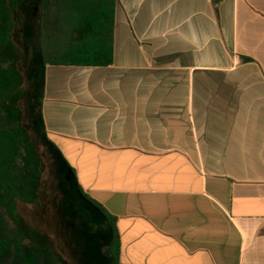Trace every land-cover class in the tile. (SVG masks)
Here are the masks:
<instances>
[{"label": "crops", "instance_id": "0c3cea01", "mask_svg": "<svg viewBox=\"0 0 264 264\" xmlns=\"http://www.w3.org/2000/svg\"><path fill=\"white\" fill-rule=\"evenodd\" d=\"M113 57L42 114L120 264H264V0H117Z\"/></svg>", "mask_w": 264, "mask_h": 264}, {"label": "trees", "instance_id": "16d2710c", "mask_svg": "<svg viewBox=\"0 0 264 264\" xmlns=\"http://www.w3.org/2000/svg\"><path fill=\"white\" fill-rule=\"evenodd\" d=\"M27 0H0V264H72L64 247L26 223L19 204L40 205L47 165L24 125L26 97L21 64L25 54L13 39L15 12ZM73 15L49 31L48 12L61 10L60 0H42L32 79L40 87L33 98L32 122L43 131L59 159V170L72 176L80 201L105 225L103 264H120V234L116 218L80 187L76 171L47 137L42 107L48 66H109L114 59L117 0H69ZM40 80L42 82L40 83ZM41 84V85H40Z\"/></svg>", "mask_w": 264, "mask_h": 264}, {"label": "rangeland", "instance_id": "374dc122", "mask_svg": "<svg viewBox=\"0 0 264 264\" xmlns=\"http://www.w3.org/2000/svg\"><path fill=\"white\" fill-rule=\"evenodd\" d=\"M41 1L27 0L24 7L14 15L17 26L13 39L25 54V60L21 64L26 87L23 103L24 125L47 165L40 205L20 203L19 213L26 223L62 245L72 264H103L100 258L104 256L106 247L103 240L105 225L92 213L88 205L80 201L71 174L59 170V159L50 149L43 131L32 122L30 114L33 98L39 99L41 95L40 87L31 77L32 61L36 55ZM60 1L61 10L48 12L51 21L48 25L49 31L61 27L69 21V16L73 15L69 13L72 11V7L68 5L69 0Z\"/></svg>", "mask_w": 264, "mask_h": 264}]
</instances>
